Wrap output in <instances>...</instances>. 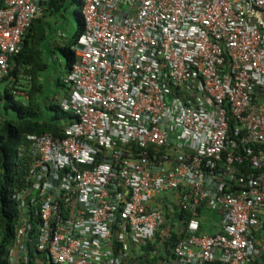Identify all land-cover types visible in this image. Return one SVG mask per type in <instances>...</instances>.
Listing matches in <instances>:
<instances>
[{
    "label": "built area",
    "instance_id": "1",
    "mask_svg": "<svg viewBox=\"0 0 264 264\" xmlns=\"http://www.w3.org/2000/svg\"><path fill=\"white\" fill-rule=\"evenodd\" d=\"M49 1L0 0V81ZM81 2L84 32L57 105L74 121L62 137L27 136L16 148L26 174L10 196V264H35L33 252L36 264H124L176 213L162 264H255L264 0ZM203 211L218 215L217 232L199 233Z\"/></svg>",
    "mask_w": 264,
    "mask_h": 264
},
{
    "label": "trees",
    "instance_id": "2",
    "mask_svg": "<svg viewBox=\"0 0 264 264\" xmlns=\"http://www.w3.org/2000/svg\"><path fill=\"white\" fill-rule=\"evenodd\" d=\"M75 0H50L42 16L36 19L23 38L21 52L13 57V65L9 72V77L0 81L5 83L0 100L3 99L1 109L6 113L8 109L13 115H0V264H10L8 248L13 244L15 224L17 216L15 213V203L10 199L14 191L16 182L21 184L20 179L26 174V166L22 164V170L16 168L15 154L16 146L14 142L18 139L24 140L27 136H38L49 134L54 137H62L65 126L71 124L74 118L69 113L62 112L58 106H52L42 101L47 85L48 76L46 59L48 50L55 47L64 57V70L68 74L75 63V53L73 46L77 39L84 32V23L81 12L74 8ZM78 8L82 9L81 0H76ZM52 22H50V21ZM77 25V31L72 39L67 36V30ZM59 30L62 36L60 35ZM59 33V35H58ZM62 40L60 44H53L54 39ZM55 45V46H54ZM24 76L28 84L25 91L27 103L14 99L8 89L16 91L20 88L19 77ZM29 78V79H27ZM58 82V81H57ZM62 93L65 95L69 86L61 83ZM55 94V99L57 97ZM34 100V101H33ZM10 160H13V167H10ZM13 168V169H12ZM11 175V189L7 188L6 176ZM20 178V179H18ZM177 219H183V215L176 213ZM219 217L209 211H203L199 233L212 234L215 232V225L210 221L217 222ZM183 235V234H181ZM175 232L171 231L170 237L164 241L165 245H172L178 238ZM264 246V227L257 235ZM148 249H151L148 246ZM22 264V263H21ZM264 264V252L255 262Z\"/></svg>",
    "mask_w": 264,
    "mask_h": 264
},
{
    "label": "rangeland",
    "instance_id": "3",
    "mask_svg": "<svg viewBox=\"0 0 264 264\" xmlns=\"http://www.w3.org/2000/svg\"><path fill=\"white\" fill-rule=\"evenodd\" d=\"M74 2H75L74 8L76 10L78 9V11L81 12V9L78 8L77 1L75 0ZM50 22H52V21H50ZM73 24H74V28H70L67 30V36H68V38L70 37V39L73 38V36L75 35V31H77V25L75 23H73ZM59 32L61 35L62 34L61 32H63V31L59 30ZM58 35H59V33H58ZM53 41H54L53 44H55V45L60 44L59 42H62V40H60L59 37H58V39L56 38ZM48 51H49L48 52L49 54H48V57L46 59L47 70L45 71L47 73V76H48V81H47V85H45V92H44L42 101L44 103H48L52 106L57 107V105L59 103L58 102L59 99L63 96L61 81L63 78H65L67 76V74L65 73V70H64V65H63L64 57L62 56L61 52H59L57 49H55V47L50 48ZM19 79H20V81H19V84L17 85V87L20 89H18L16 91L8 89V91L10 94H13L15 100L27 103L28 98H27L26 92L22 91V90H25L24 86H26V84H28V81H26L24 76H20ZM4 86H5V83L0 84V93H1ZM56 93L58 95L55 99ZM3 103H4L3 99L0 100L1 107H2ZM0 115L3 118H5L6 115H9V116L13 115V112L10 109H8L5 113L1 109ZM1 124H2V122L0 121V125ZM19 143H20V139H18L14 142L16 147L19 146ZM10 167H13V160H10ZM6 184H7L8 190L10 191V189H11V175L10 174H7V176H6ZM164 197H167L169 200H171L170 194L163 195L159 198L162 199ZM170 206L172 207V205H170ZM169 215L166 216L167 219L165 220L166 223H164L163 229L160 230V232H158L156 235L157 239L156 238L155 239L157 240V242L154 244V240H155L154 239L152 242L148 243L149 245L147 244L146 247L143 248V251H142L143 254L141 257L142 260L140 261L141 263H139V264H155L156 262H158V260H159L158 256H157V254H155L156 250L161 251V254L164 258L170 257V249L169 248L164 252V250L166 249V246H167L164 243V234L167 232V229H168L169 225L171 224L172 220H175V222H176L174 224L175 226H179L181 223L179 224V221L177 220L176 217H174V216L170 217ZM180 227H181V225H180ZM172 232H174V228H172ZM148 246H150L151 249H148ZM32 256L34 258L35 264L38 262L39 259L41 260V256L39 254H37L36 252H33ZM18 261L19 260H17V262Z\"/></svg>",
    "mask_w": 264,
    "mask_h": 264
},
{
    "label": "crops",
    "instance_id": "4",
    "mask_svg": "<svg viewBox=\"0 0 264 264\" xmlns=\"http://www.w3.org/2000/svg\"><path fill=\"white\" fill-rule=\"evenodd\" d=\"M17 148V147H16ZM213 213H215V212H213ZM216 214V213H215ZM217 215V214H216ZM218 216V215H217ZM219 220V219H218ZM210 223L211 224H213V225H215V232H217V229H218V226H217V224H218V221L217 222H215L214 220H212V221H210ZM214 232V233H215ZM207 234V233H206ZM157 239V238H156ZM154 240V244L157 242V240ZM147 245V244H146ZM146 245H144V246H132L131 248H130V251H129V253H128V256H127V258H126V260L124 261V264H139V263H141L140 261L142 260L141 259V257H142V254H143V248L144 247H146ZM149 245V244H148ZM156 253L155 254H157V256H158V262H156L155 264H162L164 261H166V260H168L170 257H163L162 256V254H161V251H158V250H156L155 251ZM158 252V253H157ZM264 252V251H263ZM19 255H17L15 258H14V260L11 262V264H21L22 262L19 260ZM17 260H19L18 262H17ZM147 263V262H146Z\"/></svg>",
    "mask_w": 264,
    "mask_h": 264
}]
</instances>
